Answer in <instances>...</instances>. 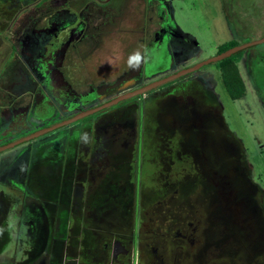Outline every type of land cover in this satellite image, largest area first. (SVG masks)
<instances>
[{
  "label": "flooded vegetation",
  "instance_id": "obj_1",
  "mask_svg": "<svg viewBox=\"0 0 264 264\" xmlns=\"http://www.w3.org/2000/svg\"><path fill=\"white\" fill-rule=\"evenodd\" d=\"M15 1L11 22L0 23V146L94 111L0 152V230L5 243L14 241L10 255L3 243L0 264H84L80 254L92 251L91 243L81 238L75 251L61 220H78L82 236L111 214L117 257L127 258L121 264H142L150 248L147 264H163L142 233L154 234V221L169 218L178 243H193L208 220L204 248L226 252L237 264H264V183L226 113L227 102L248 94L264 106V84L248 66L245 48L235 62L243 92L233 98L223 83L233 67H221V60L173 77L236 42L202 57L166 0L136 6L145 23L121 56L100 49L105 41L117 50L116 32L107 33L127 0ZM237 22L233 33L245 36ZM136 50L141 57L132 69L128 59ZM82 132L94 138L92 145L79 143ZM255 253L258 259H251Z\"/></svg>",
  "mask_w": 264,
  "mask_h": 264
},
{
  "label": "rangeland",
  "instance_id": "obj_2",
  "mask_svg": "<svg viewBox=\"0 0 264 264\" xmlns=\"http://www.w3.org/2000/svg\"><path fill=\"white\" fill-rule=\"evenodd\" d=\"M166 1H168L171 6V12L175 23L199 43L202 57L213 54L216 46L229 39H234L237 44H242L264 37V0ZM119 2H121V0H117V5ZM14 3L17 2L15 0H0V23L11 22L12 16L17 13L16 10L18 9V6L13 5ZM142 3L143 0H127L125 11L117 15V26L107 33L112 34L116 32L117 50L109 47L110 43L104 41L100 52H104L106 55H109L110 52H117V56H121L126 51L127 46L130 44L134 46L136 44L138 36H141L138 32V25L140 23H145V21H142L144 20L142 17L143 15L141 16L136 9V6ZM19 18H16L14 23H18L17 21ZM238 20L243 22L240 23V26L244 28L240 29L245 36L233 33V27H238ZM1 30L2 29H0V31ZM243 54L259 84L263 85L264 42L245 48ZM218 87L223 89L221 82L218 83ZM227 103L226 113L228 114V125L243 137L249 150L250 160L254 164L255 171L260 174L261 181L264 183V106L258 99H254L250 96V94L236 104ZM237 111L241 112V115L238 114ZM259 143L261 144L260 147H258ZM259 150L262 152H259ZM12 151L13 149H8L3 153L7 155L12 153ZM11 193L12 192H9L12 197L14 194ZM16 193L15 191V194ZM170 204L173 205L172 202H170ZM171 205L170 207H176V204L174 206ZM106 207L107 211L110 209L113 210L111 206ZM190 207V205H186L183 209L184 212L188 213ZM2 218L0 214V228ZM167 221L170 228L161 230V227H164ZM154 222L157 224L154 234L142 233V236L147 242L157 245V253L162 257L163 264H237L234 258L229 254L227 255L226 252L210 248L209 246L203 247L205 243H209L208 241H210L208 230L202 232V227L205 225L208 227V224H210L208 220L203 221L202 226H199L200 234L199 231L198 234L200 236L195 237L193 243H191L190 240H186L185 242L180 241V243H178L175 236L170 237V233L176 229L175 227H171L170 218L164 220V224H162L160 220H155ZM16 223L17 221L14 222V224ZM79 224L78 220L74 221L70 219L68 222L61 220V228H70L68 232L70 237H67V239L74 245L75 251L78 250L79 244L82 243L80 241L81 238H83V242L84 240H89V243H91L90 248L92 251H83L80 254L82 257L86 256L85 261H83L84 264H121L126 261L127 258L125 257H117V246L114 243V239L117 238V217H115L114 214H111L96 226L90 225L95 229V233L86 232L81 236ZM87 225L90 228L89 222ZM71 227L74 229L71 230ZM64 231L66 233V229H64ZM98 233L100 234L99 236L96 235ZM207 238L208 241L204 240ZM6 240L7 237H5L0 230V251ZM12 241L13 240H10L9 243H5L4 245L6 246L5 251L7 255H10L12 253L11 250L14 249V241ZM86 241L85 244H87ZM150 249L145 251L141 261L142 264H147L146 255H152ZM4 255L3 252L1 257H4ZM237 256L243 258L245 254L244 252H240ZM75 257H77V253L74 255V258ZM250 258L258 259L257 253L253 254ZM70 263L68 262V264ZM253 264L258 263L253 262Z\"/></svg>",
  "mask_w": 264,
  "mask_h": 264
},
{
  "label": "water",
  "instance_id": "obj_3",
  "mask_svg": "<svg viewBox=\"0 0 264 264\" xmlns=\"http://www.w3.org/2000/svg\"><path fill=\"white\" fill-rule=\"evenodd\" d=\"M262 42H264V37H262L260 39H257V40H253V41H249V42H245V43H242V44H238V45L232 46V47L226 49L225 51H223V52H221V53H219V54H217V55H215L213 57H210L207 60H204V61H202L200 63H197L196 65H194L193 67H191V68H189V69H187L185 71H181V72L175 74L173 77H177V76H179V75H181V74H183L185 72L195 70V69L199 68L203 64H207L209 62H215V61L222 60V59H224L226 57H229L230 55H232V54H234V53H236V52H238V51H240V50H242L244 48H247L249 46H252V45H255V44H259V43H262ZM170 78H172V77H170ZM164 81H166V79H162V80L156 81V82H154V83H152V84H150V85H148V86H146L144 88L138 89V90L126 95V96L119 97V99H123V98H126L127 96H132V95H135V94H141V93L145 92L148 89H151V88H153V87H155L157 85L162 84ZM263 95H264V88H263ZM117 100L118 99H116L114 102H116ZM93 111L94 110L83 112V113H79L76 116H73L72 118L57 122V123H55V124H53V125H51L49 127H45V128L40 129V130H37V131L33 132L32 134H30V135H28V136H26V137H24L22 139H18L16 141L9 142V143H7V144H5L3 146H0V152L3 151V150H6V149L12 148V147H14L15 145H17V144H19L21 142L30 140V139L38 137V136H40V135H42V134H44L46 132H50V131H52V130H54L56 128H59L61 126H65V125H67L69 123H72V122L78 120L79 118H82L83 116L92 113Z\"/></svg>",
  "mask_w": 264,
  "mask_h": 264
},
{
  "label": "trees",
  "instance_id": "obj_4",
  "mask_svg": "<svg viewBox=\"0 0 264 264\" xmlns=\"http://www.w3.org/2000/svg\"><path fill=\"white\" fill-rule=\"evenodd\" d=\"M236 43H231L229 44V47L230 46H233L235 45ZM240 56V52H237V53H234V55H230L229 57H226L224 58L223 60L219 61L218 63L221 65V67H233L232 71L223 77V83L225 85V87L227 88V90H229V93L231 94V96L233 98H236L238 96H240L243 92V86H242V83L238 77V74H237V67L235 65V62L238 60ZM230 80H232L233 84H236L238 86V90H235L233 88H231V85H230Z\"/></svg>",
  "mask_w": 264,
  "mask_h": 264
},
{
  "label": "clouds",
  "instance_id": "obj_5",
  "mask_svg": "<svg viewBox=\"0 0 264 264\" xmlns=\"http://www.w3.org/2000/svg\"><path fill=\"white\" fill-rule=\"evenodd\" d=\"M141 57V53L139 50H136L134 53L130 54L128 59V66L129 68H136L139 66V60ZM94 142V138L90 136L88 132H82L79 136V143H81L84 146H90Z\"/></svg>",
  "mask_w": 264,
  "mask_h": 264
}]
</instances>
